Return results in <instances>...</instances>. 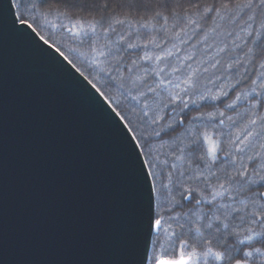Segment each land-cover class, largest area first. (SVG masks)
<instances>
[{
    "label": "trees",
    "instance_id": "1",
    "mask_svg": "<svg viewBox=\"0 0 264 264\" xmlns=\"http://www.w3.org/2000/svg\"><path fill=\"white\" fill-rule=\"evenodd\" d=\"M13 3L135 137L147 264H264V0Z\"/></svg>",
    "mask_w": 264,
    "mask_h": 264
},
{
    "label": "water",
    "instance_id": "2",
    "mask_svg": "<svg viewBox=\"0 0 264 264\" xmlns=\"http://www.w3.org/2000/svg\"><path fill=\"white\" fill-rule=\"evenodd\" d=\"M154 197L121 116L0 0V264H147Z\"/></svg>",
    "mask_w": 264,
    "mask_h": 264
},
{
    "label": "rangeland",
    "instance_id": "3",
    "mask_svg": "<svg viewBox=\"0 0 264 264\" xmlns=\"http://www.w3.org/2000/svg\"><path fill=\"white\" fill-rule=\"evenodd\" d=\"M115 1V0H114ZM117 1V0H116ZM141 2L144 1V0H140ZM160 3H161V0H160ZM80 72V71H79ZM81 73V72H80ZM82 74V73H81ZM191 83V79L190 78H187L186 81H185V84L186 86H188L189 84ZM155 227V225H154Z\"/></svg>",
    "mask_w": 264,
    "mask_h": 264
},
{
    "label": "bare ground",
    "instance_id": "4",
    "mask_svg": "<svg viewBox=\"0 0 264 264\" xmlns=\"http://www.w3.org/2000/svg\"><path fill=\"white\" fill-rule=\"evenodd\" d=\"M32 27V26H31ZM33 28V27H32ZM100 92V91H99ZM101 93V92H100ZM102 94V93H101ZM103 95V94H102ZM105 98V97H104ZM106 99V98H105ZM107 100V99H106ZM154 196H155V193H154ZM155 198V197H154ZM153 236V235H152ZM149 257V256H148Z\"/></svg>",
    "mask_w": 264,
    "mask_h": 264
}]
</instances>
